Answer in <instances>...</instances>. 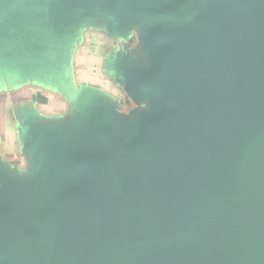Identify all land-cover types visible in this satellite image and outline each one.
Segmentation results:
<instances>
[{
    "label": "water",
    "instance_id": "water-1",
    "mask_svg": "<svg viewBox=\"0 0 264 264\" xmlns=\"http://www.w3.org/2000/svg\"><path fill=\"white\" fill-rule=\"evenodd\" d=\"M80 0H0V48ZM116 24L130 0H84ZM151 64H123L159 97L127 139L108 108L87 136L34 135L32 203L0 183V264H264V0H150Z\"/></svg>",
    "mask_w": 264,
    "mask_h": 264
},
{
    "label": "crops",
    "instance_id": "crops-1",
    "mask_svg": "<svg viewBox=\"0 0 264 264\" xmlns=\"http://www.w3.org/2000/svg\"><path fill=\"white\" fill-rule=\"evenodd\" d=\"M131 31L80 0L61 25L44 12L25 29L23 47L0 48V183L21 189V199L32 203L41 186L34 135H84L88 107L111 108L119 92L130 90L122 65L137 59Z\"/></svg>",
    "mask_w": 264,
    "mask_h": 264
},
{
    "label": "rangeland",
    "instance_id": "rangeland-1",
    "mask_svg": "<svg viewBox=\"0 0 264 264\" xmlns=\"http://www.w3.org/2000/svg\"><path fill=\"white\" fill-rule=\"evenodd\" d=\"M163 1L171 2L172 0ZM149 2L150 0H130V3L123 10V23L132 29L128 37L130 39L128 44L136 51L134 55L137 59L134 64L144 67H149L152 62L151 51L148 46L149 32L145 24V18L149 14ZM138 59L143 60L141 62ZM119 91L121 90L119 89ZM118 95L115 106L108 110L109 116L123 133L122 136L130 139L135 137L139 131V118L155 113L159 97L154 94H145L140 97L129 89L119 92Z\"/></svg>",
    "mask_w": 264,
    "mask_h": 264
}]
</instances>
